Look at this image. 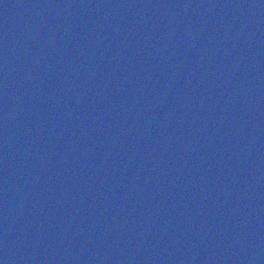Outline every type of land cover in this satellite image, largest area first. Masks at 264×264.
<instances>
[{
    "label": "water",
    "instance_id": "obj_1",
    "mask_svg": "<svg viewBox=\"0 0 264 264\" xmlns=\"http://www.w3.org/2000/svg\"><path fill=\"white\" fill-rule=\"evenodd\" d=\"M0 264H264V0H0Z\"/></svg>",
    "mask_w": 264,
    "mask_h": 264
}]
</instances>
